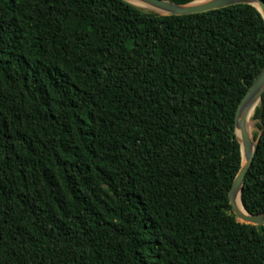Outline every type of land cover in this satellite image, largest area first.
<instances>
[{
  "label": "trees",
  "instance_id": "obj_1",
  "mask_svg": "<svg viewBox=\"0 0 264 264\" xmlns=\"http://www.w3.org/2000/svg\"><path fill=\"white\" fill-rule=\"evenodd\" d=\"M263 69L252 5L0 0V264H264V226L229 200ZM255 119L242 201L259 215L264 95Z\"/></svg>",
  "mask_w": 264,
  "mask_h": 264
},
{
  "label": "water",
  "instance_id": "obj_2",
  "mask_svg": "<svg viewBox=\"0 0 264 264\" xmlns=\"http://www.w3.org/2000/svg\"><path fill=\"white\" fill-rule=\"evenodd\" d=\"M124 1L136 6L144 12L156 13L161 16L199 14L235 5L247 4L257 8L264 18V0H206L200 5L195 4L197 0L187 4H176L167 0H134L148 6L149 9L140 8L129 0ZM263 95L264 69L249 88L238 107L236 115V135L241 147L242 164L241 169L233 182L232 188L229 191L230 204L238 221L254 226H264V213L252 215L245 209L244 204V210H241L238 204V198L240 197L242 200L245 179L254 161L259 140L251 136L247 129V115L257 103H261Z\"/></svg>",
  "mask_w": 264,
  "mask_h": 264
},
{
  "label": "bare ground",
  "instance_id": "obj_3",
  "mask_svg": "<svg viewBox=\"0 0 264 264\" xmlns=\"http://www.w3.org/2000/svg\"><path fill=\"white\" fill-rule=\"evenodd\" d=\"M129 1H131L133 4L137 5L140 8L149 9L148 6H146V5L142 4V3L136 2L134 0H129ZM205 1L206 0H197L195 2V4L200 5V4L204 3ZM259 104L260 103H257L251 109V111L249 112V114L247 115V129H248L249 133L251 134V136H253V126H254V122L252 120H253V116L255 115V112H256ZM238 204H239L241 210H244L243 202H242V200H241L240 197L238 198Z\"/></svg>",
  "mask_w": 264,
  "mask_h": 264
},
{
  "label": "rangeland",
  "instance_id": "obj_4",
  "mask_svg": "<svg viewBox=\"0 0 264 264\" xmlns=\"http://www.w3.org/2000/svg\"><path fill=\"white\" fill-rule=\"evenodd\" d=\"M252 121L254 122L253 137L256 138V136L260 133V129H259L260 122H259V120L255 119V115L253 116V120Z\"/></svg>",
  "mask_w": 264,
  "mask_h": 264
}]
</instances>
